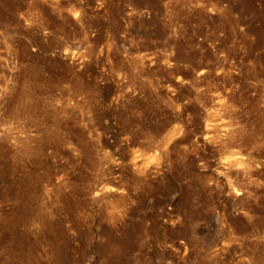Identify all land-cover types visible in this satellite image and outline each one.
Returning <instances> with one entry per match:
<instances>
[{"label":"rangeland","instance_id":"1","mask_svg":"<svg viewBox=\"0 0 264 264\" xmlns=\"http://www.w3.org/2000/svg\"><path fill=\"white\" fill-rule=\"evenodd\" d=\"M0 264H264V0H0Z\"/></svg>","mask_w":264,"mask_h":264}]
</instances>
